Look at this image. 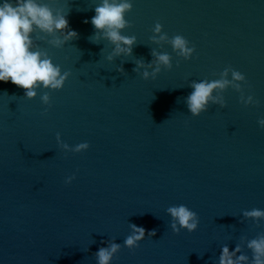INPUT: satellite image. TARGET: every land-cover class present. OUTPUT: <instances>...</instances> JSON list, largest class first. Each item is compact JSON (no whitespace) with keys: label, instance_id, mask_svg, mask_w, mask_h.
Listing matches in <instances>:
<instances>
[{"label":"water","instance_id":"95a60500","mask_svg":"<svg viewBox=\"0 0 264 264\" xmlns=\"http://www.w3.org/2000/svg\"><path fill=\"white\" fill-rule=\"evenodd\" d=\"M44 2L64 8L79 35L55 48L53 37L33 34L39 50L72 73L50 92L46 116L45 90L28 100L0 82V264H97L94 254L112 242L122 247L110 264H219L223 246L237 244L251 259L242 237L264 232V221L257 227L243 217L264 210V0H132L122 34L137 42L131 56L112 61L114 45L89 41L100 0ZM157 22L195 45L190 60L152 42ZM153 49L170 54L173 68L144 80L145 69H133L137 60L152 63ZM227 66L245 75V97L259 104L245 107L228 88L226 107L193 117L189 85L219 79ZM57 132L70 147H90L65 153ZM180 204L198 214L194 232L171 230L167 208ZM132 224L156 234L129 250Z\"/></svg>","mask_w":264,"mask_h":264},{"label":"clouds","instance_id":"9594fccd","mask_svg":"<svg viewBox=\"0 0 264 264\" xmlns=\"http://www.w3.org/2000/svg\"><path fill=\"white\" fill-rule=\"evenodd\" d=\"M55 3L56 0H53ZM132 0H100L95 6V15L91 18V24L95 30L94 35L89 37V41L98 44L103 38L114 45L112 53L107 56V60L112 61L114 57L124 55L131 56L133 46L137 42L135 35H124L123 30L130 28L131 23L126 19L127 13L132 10ZM68 14V13H67ZM67 14L64 8L53 9L44 0H2L0 2V82H11L24 90V98L31 100L37 97L38 89H43L40 99L43 105L47 106L41 112V116H46L48 108L51 106L50 92L63 89L70 71H62L59 64H55L47 51L39 50V46L34 43V33H39L53 37L48 40L52 47L61 48L67 42L78 39V33L70 29ZM88 23V20L84 21ZM153 35L150 37L153 43L160 44L168 42L178 57L183 60H190L195 53V45L190 46V41L183 35L176 34L172 37L163 32V26L157 22L152 28ZM62 37V38H61ZM35 39H40L39 35ZM151 55L155 57L152 63L147 65L142 60L136 61L134 72L140 74V69L144 80L155 79L163 69L173 68L172 56L167 52H157L152 50ZM180 61L176 66L179 67ZM155 65V67H153ZM152 68L149 72L147 69ZM123 73V67L117 68ZM229 76L231 77L229 79ZM247 80L244 74L227 66L220 72L219 79H204L199 82L192 81L189 85L192 89L190 94L184 98L187 109L193 117L200 116L206 112L211 105L226 107L223 93L232 88L240 93V102L248 107L258 105L253 95L244 94V85ZM258 125L264 129V117L258 119ZM56 141L59 147L65 152L80 153L86 151L90 145L87 142L79 143L70 147L61 139V134L56 133ZM75 179V174L65 179L66 184H70ZM167 214L171 217L170 228L179 234L181 230L191 233L197 230L199 216L195 211L190 210L186 205H173L167 208ZM245 219L252 220L256 226L264 221V210L252 209L243 211ZM132 232L123 242V246L129 250L139 247L146 235L155 236V230L148 231L135 224L131 225ZM246 240V247L251 251V259L244 254L240 244L234 250H229L227 245L223 246L219 264H264V232L259 233L255 238ZM122 245L110 243L108 247H101L94 254L97 264H110L121 250Z\"/></svg>","mask_w":264,"mask_h":264}]
</instances>
